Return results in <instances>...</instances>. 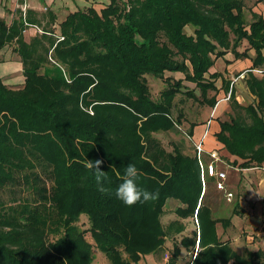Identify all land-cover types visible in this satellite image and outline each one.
I'll list each match as a JSON object with an SVG mask.
<instances>
[{"label": "trees", "instance_id": "obj_1", "mask_svg": "<svg viewBox=\"0 0 264 264\" xmlns=\"http://www.w3.org/2000/svg\"><path fill=\"white\" fill-rule=\"evenodd\" d=\"M104 4L99 11L89 6L70 13L59 24L60 35L48 13L51 25L30 43L24 32L41 27L31 12L20 13L11 25L0 19V50L13 46L25 79L19 89L0 79V264H94L87 234L110 264H141L166 242L169 231L161 217L169 199L181 202L177 214L184 218L197 211L201 227L202 251L185 264H228L231 259L262 264V251H248L243 258L229 242H221L216 228L221 220L203 204L208 185L197 156L178 147L166 152L155 134L182 126L183 114L173 116L179 94L199 100L204 91L216 89L207 74L230 50L245 58L253 49V69L264 67L263 15L252 9L247 23L244 0ZM259 4L264 0L255 7ZM243 44L248 47L239 53ZM248 75L255 101L242 105L227 87L232 114L215 136L235 157L234 165L264 168V77ZM150 77L164 83L157 99ZM185 80L196 87L186 88ZM216 101H209L212 107ZM195 127L190 124L184 136L190 138ZM88 160L103 162L107 191L95 182ZM128 164L137 167L138 184L156 193L155 200L128 207L115 197ZM25 187L37 198L24 197ZM6 190L12 193L8 202L2 198ZM82 215L89 220L85 230L78 225ZM194 234L193 240L175 241L167 264H181L182 247L195 249Z\"/></svg>", "mask_w": 264, "mask_h": 264}, {"label": "rangeland", "instance_id": "obj_2", "mask_svg": "<svg viewBox=\"0 0 264 264\" xmlns=\"http://www.w3.org/2000/svg\"><path fill=\"white\" fill-rule=\"evenodd\" d=\"M256 1L257 0H244L245 19L247 23L252 19L250 11L252 9L255 10ZM85 2L86 1L84 0H79L77 10L84 9L83 6H87ZM105 2L108 3L109 0H93L91 4L99 11L103 8ZM55 30V33L60 35V29L56 27ZM186 32L188 34H193L194 28L188 27ZM233 37L234 35H232V38ZM245 47L247 48L248 46ZM12 49L13 46L8 47L9 51ZM230 52L235 55L234 50H230ZM4 57L0 56V64L6 61ZM220 61H224V57L217 58L214 65L209 69V73L207 74V78L210 77V80L214 82L216 89L209 90L208 92L204 91L205 99L202 96L200 97V90L195 89V94L200 97L199 100L190 98L185 94H179L175 99L173 116L176 118L179 114H183L184 118L182 119V126L176 131L155 134L166 152L172 153L174 147H178L183 151L184 154L188 156L193 157L196 155L200 166L201 175L203 172V166H205V164L210 161V158L207 155H199L196 147V144L199 142L194 140L196 135L193 133V135L190 137L191 139L186 138L183 131L185 133H189L190 124H194L196 127L204 124L207 126V129L205 130V137H207V134L210 132L209 127L211 126L210 124L213 119L216 121L215 123L218 124L219 130L221 122L230 120V116L232 114L230 107L228 108V111L226 113L224 112V114L220 117L215 116L212 118L211 116L213 115V107L209 101H216L220 94V89L217 87V83L220 84L221 81L220 73L217 72V70H219L217 65L220 63ZM2 66L4 67L3 64L0 65V67ZM4 74L5 72L2 75L0 73V79L6 85L13 89H19L23 87L25 79L21 70H19V72H10L8 75ZM213 75L219 76L216 79H213L214 77H211ZM169 76H171L173 79L185 78L184 74L182 73H175L173 75L166 73V77ZM228 82H230L229 84L231 87V81ZM149 83L152 95L155 99H157L162 87H164V83L162 80L153 79L152 77L149 78ZM184 84L188 89H193L196 87L194 83L186 80ZM226 87L228 86L224 84L221 89L224 90ZM228 97H226V99H228ZM223 150L225 149L222 148L218 149L217 151L219 152L222 160V162L219 163V170L227 172V179L225 181L226 190H218L215 188L216 180L206 177V184L208 186L203 198V204L212 210L213 217L215 219L221 221L225 219L226 223H228L227 226H223L221 221L216 224L217 234L221 242H229L235 253L243 258H246V253L248 251H262L264 253V168H257L256 170L255 167H253L254 169H243L238 164L234 165V159L232 157L225 156ZM239 162L242 161L240 160ZM16 190H20V188H16ZM22 191L24 197H29L31 200L37 198V195L30 191L29 188L25 187L22 189ZM229 193L233 194L231 199H228L227 197ZM11 194L12 193L10 190H6L2 193V198L4 200L7 199L6 201L8 202ZM182 206L183 205L179 200L169 199L167 201L166 206L164 207V213L161 217V221L165 227V230L169 231L166 242L156 253L144 256L141 260V264H167L168 259L173 253L175 241L180 243L184 237L194 239L195 232V249L188 251L182 247L179 263L185 264L186 262L190 261V258H192V261L195 260L198 252L202 251V248H199L201 227L198 222L197 211L194 213L193 217L189 216L188 218H184L183 216L177 214V209ZM237 210H239V212L235 214ZM78 225L83 230L89 228L90 225L88 217L82 215L78 221ZM86 238L88 245L93 247L92 251L95 258L94 264H110L106 255L96 248V243L94 242V239L91 237V235L87 234ZM125 256L127 257V254H125ZM228 264H234V260L231 259ZM239 264L245 263L241 262ZM262 264H264V256Z\"/></svg>", "mask_w": 264, "mask_h": 264}, {"label": "crops", "instance_id": "obj_3", "mask_svg": "<svg viewBox=\"0 0 264 264\" xmlns=\"http://www.w3.org/2000/svg\"><path fill=\"white\" fill-rule=\"evenodd\" d=\"M84 1H86L85 4H87V6H83L84 8L93 6L91 4L93 0ZM78 4L79 0H0V19L3 20L7 25H11L12 22L18 18V15L20 13H23V16H25L28 11L31 12L32 19L39 21L41 27L33 25L24 32L25 41L27 43H30L34 37L43 33L42 29L44 27L51 25H48V23L51 22L48 19L49 14L52 13L56 18L51 27L59 28V24L64 21L70 13L77 10ZM255 11L262 14L264 17V4H259L258 6H256ZM245 45L246 44H243L238 48L239 53H242L246 49ZM8 47L9 46H6L2 50H0V56H5L4 58L6 59L5 62L1 63L4 65V67H0L1 75L4 72V75H8L10 72L14 71L19 72V70L23 72L21 57L17 53L13 52V49L9 51ZM248 54L249 57L236 58L235 55L232 54V52H228L224 56L225 62L220 61V63L217 65V68L219 69L217 70V72H219L221 75L220 84L217 83V87L220 89V94L217 98L215 107L212 108V118H214L215 116L220 117L224 114V112L226 113L228 111V108L230 107L229 101L228 99H226V97L229 96V92L227 93L226 91L227 87L224 90L221 89L224 84L227 85L228 88L230 87V82L228 81H231L230 89L235 90L234 92L236 95V99L240 104L249 105L255 101V96L250 91L246 81L249 77L248 74L250 72L260 78L264 77V67L253 69L252 59L255 57L256 53L253 49H250L248 50ZM213 120L210 124L211 126L209 127L210 132L206 138H204V135L206 134L205 130L207 129L206 125L203 124L201 126H197L194 131V134L196 135V138L194 137V140H196V142L204 140V147L207 152L224 148L223 145L216 139L215 135L219 131V126L215 123L216 121ZM225 150H223L225 156L232 157L235 160V157L231 156L227 152V150L225 152ZM256 169L257 167H255V170Z\"/></svg>", "mask_w": 264, "mask_h": 264}, {"label": "clouds", "instance_id": "obj_4", "mask_svg": "<svg viewBox=\"0 0 264 264\" xmlns=\"http://www.w3.org/2000/svg\"><path fill=\"white\" fill-rule=\"evenodd\" d=\"M103 162L101 160L89 161L87 168L93 170L95 182L98 185H103L108 179L107 172L100 170ZM139 171L134 164H128L125 167L122 182L116 186L114 190L115 197L125 206L132 207L138 203H148L157 198V194L141 187L138 184ZM107 191V189H103Z\"/></svg>", "mask_w": 264, "mask_h": 264}, {"label": "built area", "instance_id": "obj_5", "mask_svg": "<svg viewBox=\"0 0 264 264\" xmlns=\"http://www.w3.org/2000/svg\"><path fill=\"white\" fill-rule=\"evenodd\" d=\"M259 72V71H257ZM206 134L204 135L205 138ZM197 150L199 152V155H202L203 153L208 154L210 161L207 162L205 164V166H203V172H202V181L204 184V187L207 186L206 184V177L208 178H212L214 180H216V188L220 191H225L226 190V186H225V181L227 179V172L225 171H220L218 168V164L220 162H222L220 154L216 151H210V152H206V150L203 147V140H201L197 145ZM233 196L232 193L228 194V199H231V197Z\"/></svg>", "mask_w": 264, "mask_h": 264}]
</instances>
